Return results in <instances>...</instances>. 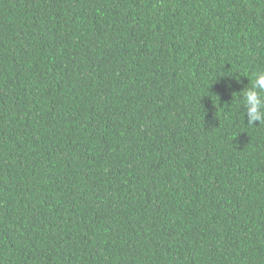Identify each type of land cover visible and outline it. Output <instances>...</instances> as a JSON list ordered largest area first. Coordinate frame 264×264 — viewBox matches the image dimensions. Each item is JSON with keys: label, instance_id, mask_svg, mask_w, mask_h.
I'll use <instances>...</instances> for the list:
<instances>
[{"label": "trees", "instance_id": "obj_1", "mask_svg": "<svg viewBox=\"0 0 264 264\" xmlns=\"http://www.w3.org/2000/svg\"><path fill=\"white\" fill-rule=\"evenodd\" d=\"M264 0H0V264H264Z\"/></svg>", "mask_w": 264, "mask_h": 264}, {"label": "clouds", "instance_id": "obj_2", "mask_svg": "<svg viewBox=\"0 0 264 264\" xmlns=\"http://www.w3.org/2000/svg\"><path fill=\"white\" fill-rule=\"evenodd\" d=\"M243 106L246 110L247 123L256 125L264 123V71L254 74L251 86L240 91V98H237V107Z\"/></svg>", "mask_w": 264, "mask_h": 264}]
</instances>
